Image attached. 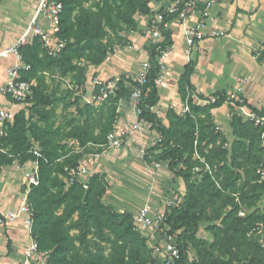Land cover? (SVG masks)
Here are the masks:
<instances>
[{"label":"trees","instance_id":"16d2710c","mask_svg":"<svg viewBox=\"0 0 264 264\" xmlns=\"http://www.w3.org/2000/svg\"><path fill=\"white\" fill-rule=\"evenodd\" d=\"M57 1L62 3V11L54 36L65 41L62 52L57 57L43 55L41 45L35 37L31 43L19 48L22 62L30 66L28 71L22 72V78L36 83L32 97L27 101L34 103L33 108L38 106L44 109L51 106V109L42 115L45 121L55 116L52 98L40 91L45 75L52 74L57 64L61 67L69 65L77 51L90 46L103 35L100 24L95 27L87 19L84 22L77 19L75 22L74 12L88 0ZM149 1L138 0L132 4L133 11L128 15L121 14L120 22L125 26L134 27L136 14H150ZM109 2L110 0H101L102 5H108ZM163 11L164 9H161L158 13ZM170 19L168 17L166 21ZM163 36L164 40L160 44H148L150 69L147 82L141 88L142 95L138 103L140 114L137 118L148 124L150 129L161 137L159 143L147 150L145 163L166 164L167 170L173 175V181L180 179L184 184L182 201L170 208L167 218L169 234L175 236V244L180 253L179 260L174 264H264V249L257 241L248 237L255 220L264 225V208L261 213L254 211L244 219L238 216L242 205L251 206V202L260 199L259 191H264V183H258L259 170L264 167V149L260 147L264 128L245 122L234 114L229 124L230 139L220 132H215L209 122L211 111L229 101L225 93L213 94L217 100L208 105L194 103L189 96V113L176 115L169 110L168 126L162 125L152 109L159 102L158 88L154 84L160 74L156 50L158 47L165 50L172 45L170 33L163 31ZM194 65L193 61L185 65L184 74L179 81L184 99L188 94L196 95L190 83ZM136 87V83L121 76L114 96L106 100H110L113 106L112 115L117 103L129 99ZM197 98L207 100L201 95H197ZM234 104L245 105L258 116H264V107L251 108L244 100ZM92 108L85 105V113H90ZM103 108L104 106H101L98 113L103 115ZM95 123L98 133L91 131ZM111 127L112 122L109 119L104 123L86 119L77 126L74 138L80 147L87 144L102 145ZM26 128L22 112L14 115L13 121L6 125V135L2 137V141H9V145L13 146L10 155L21 151L28 130ZM179 129H183L180 137ZM54 134L52 130L45 128L40 135L50 137ZM196 137L199 145L207 141L206 148L211 146L209 154L202 155L213 168V172L206 171L204 167L194 172L196 163L193 161V141ZM218 142L220 145L216 146ZM226 143H229L228 149L222 147ZM42 147L45 150L37 160L39 185L31 188L27 195V204L32 212L31 234L40 251L48 253L47 264H154L145 258L146 238L132 227V215L115 211L104 203L108 190L104 177L92 174L86 188L77 182L67 185L63 169L69 164H76L78 157L70 156L58 163L62 157L58 148L50 141H46ZM227 156L228 163L221 165ZM28 160L30 158L25 157L21 162ZM4 163L6 165V162L0 159V166ZM203 223L208 224L207 231L211 233V243L197 237ZM114 244L119 245L109 257H105L104 250ZM190 253L193 258H190Z\"/></svg>","mask_w":264,"mask_h":264},{"label":"crops","instance_id":"0c3cea01","mask_svg":"<svg viewBox=\"0 0 264 264\" xmlns=\"http://www.w3.org/2000/svg\"><path fill=\"white\" fill-rule=\"evenodd\" d=\"M39 0H0V49L15 45L30 22ZM203 3L213 2L208 11L209 18L196 12L189 16L185 26L195 28L203 19L201 41H197L191 48L189 62H195L190 83L195 90V97L201 95L204 99L215 93H225L226 96L236 94L239 81L245 80L242 91L237 94L247 105L254 109L264 107V0H202ZM171 3V0H150L148 7L150 14H136L134 16L135 30L126 37L128 40L124 50L118 55L107 58L99 68L100 80L121 78L125 74L135 76L140 71V65L148 59L149 37L146 29L156 13ZM39 23L50 30L46 17H41ZM167 31L170 33L172 50L165 61V71L162 85L158 87L159 102L153 112L160 118L162 125L168 126V111L179 115L185 99L180 92L179 81L188 64L185 50L188 48L183 29L176 19L168 21ZM212 31L224 33L223 37L213 38ZM33 37L30 38L31 43ZM260 57V58H259ZM259 58V59H258ZM14 63L12 57L0 60V85L5 81V72ZM35 87V81L31 82ZM92 95H87L89 97ZM194 103L207 105L198 98ZM132 103L126 99L117 103L122 111L118 129L125 130L133 121L134 111ZM22 104L12 103L8 98L0 96V109L13 111L16 115L22 110ZM53 106V105H52ZM232 106L223 104L211 111L217 125H222L227 138L230 136V114ZM220 130H222L220 128ZM264 144V134L262 135ZM230 139V138H229ZM95 147L96 145L88 144ZM124 149H131V142L126 143ZM96 151V150H95ZM108 150H103L104 155ZM127 151V150H126ZM99 155V154H94ZM85 156V155H84ZM86 157V156H85ZM84 159V158H83ZM89 170L104 171L108 163L103 159L95 160L92 164L78 162ZM106 172V171H105ZM173 178V177H172ZM108 190L104 199L106 205L115 211L133 213L137 208L126 205L122 200H116V192H121V185L107 179ZM173 181V179H172ZM180 186V179H175ZM182 181V180H181ZM184 193V184L182 182ZM181 187V189H182ZM26 190V180L23 170L16 166H0V210L5 212L14 210L21 202ZM123 191V190H122ZM124 192V191H123ZM121 192V193H123ZM116 201V202H115ZM119 201V202H117ZM0 264H22L23 254L28 244V235L21 221L6 225L0 229Z\"/></svg>","mask_w":264,"mask_h":264},{"label":"rangeland","instance_id":"374dc122","mask_svg":"<svg viewBox=\"0 0 264 264\" xmlns=\"http://www.w3.org/2000/svg\"><path fill=\"white\" fill-rule=\"evenodd\" d=\"M137 1L138 0H110L108 5H102L101 0H88L83 3V5L74 12L75 22H77V19H80L81 22L87 19L89 23H92L95 27H97V24H100L103 35L91 43L90 46L77 51L69 65L61 67L57 64L52 74L48 73L45 75L40 91L52 98L55 116L49 118V122L45 121L42 115L49 111L51 106H47L44 109L38 106L33 108L34 103L31 100L27 101L23 103V106H21L22 110L19 111L23 113L24 121L27 125L26 129H28L25 133L24 145L20 144L23 145L21 151L16 155H10L13 146L9 145V141H2L4 138L0 137V155H3L0 159L6 162V165L4 163L3 166H16L23 170V174L32 167L33 163L41 158L45 150L42 145L46 141H50L53 146L58 148L62 156L58 160V163H62L65 158L70 156L72 158L78 157L76 164L80 161L92 164L99 158L100 160L103 159L104 164L107 162L109 166L105 168L104 171H99L98 174L104 177L105 180L111 179L117 185H121L120 189L124 192L122 190L121 192L123 193L116 192V196L120 198L116 200H122L126 205H132V207L137 208L133 213H130L132 218L147 202L155 209H161L163 207L173 208L179 205L182 201V196L180 195L181 190L183 191L182 181L180 180V186L177 184V181H172L173 175L167 170L166 164L156 166L154 162H152L151 165L145 163L144 158L147 155V150L159 143L160 140L159 134L151 130L148 124L139 122L133 117V121L127 125V129L119 130L117 125L122 111L116 113L117 106L114 115H112L113 106L109 102L110 100L98 104V102L95 101L97 100L96 97V99L93 100V104L90 105L84 102L83 97H87L89 94L93 97V95L95 96L98 94L97 89L92 86V82L98 79L100 66L107 58L118 55L119 52L124 50L125 46H128L126 37L131 31L135 30V26H125L120 22L119 16L121 14L128 15L131 10L133 11L132 4L137 3ZM148 39L150 44H153L151 39ZM141 66L142 64L140 65V71L137 75L131 76L132 74H125V77L136 78L139 76ZM113 96L114 95H111L110 97ZM85 105L93 107L90 113H85ZM131 105V109L133 110V104ZM101 106H104L103 115L98 113ZM90 115L92 116L91 118ZM233 115L234 112L232 115H229L230 118ZM86 119H95L97 123H104L109 119L112 122V127L108 134L112 131L123 132V146L119 149H110L104 153V155H101L104 149L98 147L100 145H96L95 147L89 146L87 148V144L86 146L80 147L74 135L77 126H80ZM136 122L140 124L141 129L135 127ZM209 122L215 132H220L225 135L222 125H217L212 115ZM45 128L52 130L55 134L50 137L41 136L40 134H42ZM220 128L222 130H220ZM91 131L98 133L96 123L93 125ZM182 132L183 129L178 130L179 137L182 136ZM35 133H37V135ZM34 137H38V139ZM127 141L131 142V149L129 150L124 149ZM206 142L207 141L199 145L197 137L193 141V161L196 163L194 165V172H198L202 167H204L206 171L213 172V168L207 162L205 156L202 155L204 153L206 155L209 154V149H211V146L206 148ZM218 145H220L219 142L216 143V146ZM260 145V147L264 149L262 140L260 141ZM222 147L228 149L229 143L223 144ZM62 148H64V150H62ZM63 152L67 153L62 154ZM94 154H99V157H94ZM25 157H29L30 160L21 162ZM224 163H228V156L226 160L221 162V165ZM76 164H69L66 167H71ZM65 168L63 169L64 179L67 178ZM261 169L264 170V167ZM96 171L97 169H91L88 175L95 174ZM258 183L261 185L264 183V180L260 179ZM259 195L260 199L251 202V206L246 207L242 205L240 207L238 214L240 218L244 219L257 210L260 213L262 212L264 208V191L260 190ZM237 202H239V200H237ZM207 227L208 224H201L197 237L211 243L212 236L211 233L207 231ZM248 237L253 241H257L264 249V225L262 223L255 220L252 223V229ZM146 243L147 252L145 258L153 261L154 264H160L153 255V247L157 245L155 244V239L150 240L146 238ZM117 245L107 246L103 255L109 257L110 253ZM42 253L44 254V264H47L49 255L44 251H42ZM189 256L193 258L192 253H190Z\"/></svg>","mask_w":264,"mask_h":264},{"label":"built area","instance_id":"2783aa9c","mask_svg":"<svg viewBox=\"0 0 264 264\" xmlns=\"http://www.w3.org/2000/svg\"><path fill=\"white\" fill-rule=\"evenodd\" d=\"M213 2L203 3L202 0H174L172 1L163 12L156 14L149 21V25L146 29V35L151 39L153 44L158 45L164 40L163 31H167L168 21L166 18H174L180 22L183 34L186 39L187 49L185 55L187 60L191 54V48L197 41H201L204 37L202 33L203 19L195 27L190 28L185 26V22L190 15L199 11L204 5V9L201 13L205 17L209 18L208 11L212 7ZM62 11V3L57 0H39L36 10L28 23L25 32L20 36L17 43L12 47L6 49H0V60H6L10 57L14 59V63L9 66L5 72V81L0 85V96L8 98L12 103L22 104L32 97L33 85L31 82L23 80L22 72L30 69L29 65L22 62V56L19 52V48L28 44L31 37L38 39L42 53L47 57H57L65 47V41L57 39L54 36V32L59 24L60 13ZM46 17L48 19L50 30L45 29L40 23L39 19ZM210 36L213 38H220L224 36L223 32L212 31ZM172 50V45L168 46L165 50L157 48L156 52L158 56L156 61L160 67V74L155 79L154 84L158 88L162 85L165 71V61L168 58ZM189 62V60H188ZM150 69L149 58L142 63L141 72L136 78L125 77V79L137 84V87L131 92L129 101L133 104L134 116L138 120L137 116L140 114L138 109V103L142 95V87L147 82V74ZM120 78L112 80H100L95 79L92 82V86L98 90V94L93 97H83L86 104H93V100L102 104L111 95H114L118 88ZM245 80L239 81V86L236 90V94L228 96L229 101L224 104H229L234 110V114L240 117L243 121L252 123L256 127L264 128V116H258L249 110L245 105L235 106L234 102H243V99L238 98L237 94L242 91V86ZM192 99L197 98L193 94H188L185 98V102L178 111L179 115L189 113V105L187 102L188 97ZM216 98L211 96L207 98L206 104H212L216 102ZM154 109V108H153ZM152 109V111H153ZM119 112L117 108L116 113ZM14 119V113L11 110L0 109V137L6 135V125L11 123ZM139 121V120H138ZM143 122V121H139ZM145 123V122H143ZM136 128L141 126L138 122L135 124ZM123 132L112 131L106 136L104 144L98 146L104 150L119 149L123 146ZM160 136V135H159ZM161 141V137L159 142ZM98 158L99 155H94ZM159 164H156L158 166ZM66 181L67 185L72 183H79L83 188H86L87 181L91 177L89 176V169L78 163L71 167H66ZM260 179L264 180V170H260ZM24 178L26 180V190L24 196L19 205L14 210L1 211L0 210V229L6 225L21 221L22 225L28 235V244L24 249L22 264H44V254L40 251L37 241L32 237V212L27 204V195L32 187L39 185V169L38 163H33L32 167L24 172ZM171 207H163L161 209H155L150 203H145L141 209L133 215L132 223L135 231L139 232L143 237L150 240L155 239V245L153 247V255L160 264H174L180 258L179 250L175 244V236L169 234V226L167 225V218L170 213ZM1 242V234H0Z\"/></svg>","mask_w":264,"mask_h":264},{"label":"water","instance_id":"95a60500","mask_svg":"<svg viewBox=\"0 0 264 264\" xmlns=\"http://www.w3.org/2000/svg\"><path fill=\"white\" fill-rule=\"evenodd\" d=\"M129 100V99H128Z\"/></svg>","mask_w":264,"mask_h":264}]
</instances>
